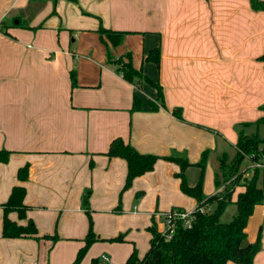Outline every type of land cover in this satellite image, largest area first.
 <instances>
[{"label":"crops","instance_id":"obj_1","mask_svg":"<svg viewBox=\"0 0 264 264\" xmlns=\"http://www.w3.org/2000/svg\"><path fill=\"white\" fill-rule=\"evenodd\" d=\"M28 1L0 0V23ZM55 8L52 13L48 1L30 22L33 28L0 30V149L12 152L8 162H0V264H72L83 244L64 234L55 242L3 237L1 204L17 184L26 187L28 217H10L21 224L32 218L40 235H51L58 216L60 230L85 228L83 195L91 187L96 229L103 235L92 249L120 248L127 260L135 244L110 243L101 230L113 225L127 175L126 159L105 153L111 141L122 137L141 152L192 158L216 148L238 122L263 116L264 10H255L250 0H58ZM101 25L129 31L122 44L110 46V55L97 32ZM156 46L159 67L145 60ZM128 53L137 69L161 84L165 107L151 110L156 88L117 71L112 60ZM135 92L143 109L133 111ZM175 107L185 120L173 115ZM26 163L29 177L21 182L18 169ZM179 170L159 159L134 180H180ZM196 206L197 201L192 210ZM261 229L254 264H264V203L249 218L247 240L256 241ZM66 242L74 245L71 254L55 259ZM119 256L105 260L122 263Z\"/></svg>","mask_w":264,"mask_h":264},{"label":"trees","instance_id":"obj_2","mask_svg":"<svg viewBox=\"0 0 264 264\" xmlns=\"http://www.w3.org/2000/svg\"><path fill=\"white\" fill-rule=\"evenodd\" d=\"M48 1L53 2L52 13H56L55 6L58 0H29L24 9L19 10L11 18H4L1 21L0 30L6 32V28L10 26L33 28L30 22ZM250 2L255 10H264L263 0H250ZM97 32L107 45L108 55H110V46L117 47L122 44L129 33L126 30H115L104 25H101ZM160 57V46H156L148 52L145 60L152 61L159 67ZM260 58L264 61V54ZM112 61L117 71L122 73L128 81L135 84H140L141 81L147 82L156 88L155 99L160 104L151 100V110H157L160 105L166 106L161 84L134 66L131 53L127 54V58L120 56ZM72 79L75 84L74 71ZM141 109H143L142 98L135 92L132 110ZM172 113L178 119L185 120L181 107L173 108ZM11 153L8 149H0V162H8ZM105 153L109 157H122L127 161V175L122 192L132 185L137 176L153 170L159 159H166L179 165L180 170L176 176L180 178V187L183 192L197 201L196 208L187 218L178 216L174 219V231L170 237L159 230L155 222L149 226L151 238L148 250L144 256L140 257L137 248H134L126 260L127 264H227L230 260L238 264H254L255 256L262 249V229L256 241L251 242L247 240L246 227L255 206L264 203V115L255 121L240 124L233 157L226 152L218 156V169L214 173L216 191L210 195L204 192L206 151L200 161L193 163L184 153L175 151L169 155H158L141 152L122 137H116ZM246 160L260 162L263 166L255 167L250 177L245 176L241 167ZM93 165L92 160L90 166L93 167ZM192 170L195 171L194 182H191L188 176ZM28 177L29 163H26L18 169V178L24 182ZM26 192L23 184H17L12 188L8 199L1 204L3 237L48 238L55 242L58 235H40L32 218H29L26 224H21L10 217L12 212H16L19 219L28 217L29 206L25 202ZM91 195L92 188L87 187L83 195V208L89 218V230L83 239L84 245L79 248L72 264H82L91 244L101 239L93 229ZM232 205H235V211L229 217L228 209ZM117 209H120V204ZM170 211L186 212L182 207H173ZM187 219L190 221L189 224L186 222ZM109 240L123 241L125 238L121 234Z\"/></svg>","mask_w":264,"mask_h":264},{"label":"rangeland","instance_id":"obj_3","mask_svg":"<svg viewBox=\"0 0 264 264\" xmlns=\"http://www.w3.org/2000/svg\"><path fill=\"white\" fill-rule=\"evenodd\" d=\"M262 109L264 108L262 107ZM257 119L258 118H256L255 120ZM240 124L241 123L238 122L235 125L233 134H230V136L225 140L222 139L226 141L225 142L226 145H224V143H222L223 141L219 138L217 142V146L214 149L207 147L201 150V152H197L196 154H193L194 156L192 158H190L186 154L189 160L195 163L202 159L203 153L205 151L207 152L205 183H204L205 194L210 195L216 191L214 173L215 170L218 169L217 167L218 156H220L223 152L228 153L230 157L234 156L235 150L233 146L236 144L238 140ZM249 130L251 131L252 128ZM250 165L251 162L246 160L241 168L243 169V171H246L249 169ZM194 172L192 170L188 174L191 182L195 181ZM249 172L250 174L248 175L246 174L245 176L250 177L254 173V171H249ZM123 186L119 190L117 203L115 207L116 208L115 213H113L114 215L110 220L113 225L103 226L101 230L104 235H109L107 240L110 243H115V244L134 243L138 250V254L141 257L144 256L149 246V239H150L149 226H151L155 222L159 228L162 227V229L165 230L167 228L165 215L166 213L170 212V210L173 207H182L186 211H192V206L196 205V199L193 198L191 195L183 192V190L181 189L180 180H133L132 185L128 189L122 192ZM119 204H120V209H117V206ZM234 211H235V205L230 206L228 209L229 217L234 213ZM93 213L94 212L92 209L93 229L99 237H103V235L96 229L95 218ZM59 220L60 218L58 216L55 226L50 230V234L51 235L57 234L58 237L61 234L76 236L75 239L82 240L83 241L82 245H84L83 239L86 237L89 230L88 215H87V226H85V228H83L82 230H67L65 228H62V230H60L57 228ZM121 234L124 236L126 240L123 241L109 240V238ZM71 242H76V241H71ZM97 242H99V240L91 244V246L87 250L82 260V264H85L86 258L88 259V264H117L101 258V256L103 255H105L109 259L120 255L119 258H120V262L122 260V263H118V264H126V258L125 259L122 258L121 256L122 251L120 248L113 251V253L110 250H102L101 252L97 253V250L92 249L94 244ZM73 249H74L73 243L66 242L62 248L58 249L55 252L54 254L55 259L68 257Z\"/></svg>","mask_w":264,"mask_h":264},{"label":"built area","instance_id":"obj_4","mask_svg":"<svg viewBox=\"0 0 264 264\" xmlns=\"http://www.w3.org/2000/svg\"><path fill=\"white\" fill-rule=\"evenodd\" d=\"M262 167L263 164L260 162H256V161H251V165L249 166V169L244 171L245 175L250 174L249 171H254L255 167ZM191 213V211H186L185 213H179L178 211H170L168 213H166L165 215V220H166V224H167V228L165 230H162L168 237H170L172 235V232L174 231V219L178 216H182V218H187L189 216V214ZM187 224L190 223L189 219H187ZM103 258L105 259L106 256L103 255Z\"/></svg>","mask_w":264,"mask_h":264}]
</instances>
